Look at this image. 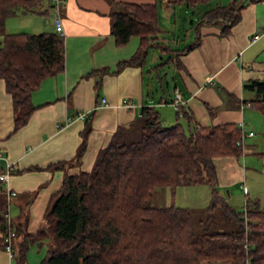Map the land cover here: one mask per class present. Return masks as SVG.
Here are the masks:
<instances>
[{"label": "trees", "instance_id": "16d2710c", "mask_svg": "<svg viewBox=\"0 0 264 264\" xmlns=\"http://www.w3.org/2000/svg\"><path fill=\"white\" fill-rule=\"evenodd\" d=\"M108 1L116 45H126L134 35L141 38L138 50L122 60L116 72L127 65L144 64L149 47L160 45L154 43L160 31L157 4ZM186 1L194 5L209 0ZM47 2L0 0V79L12 96L15 131L24 127L35 111L31 94L45 78L64 72L65 38L57 32L10 33L5 24L9 17L20 14H45ZM234 4L218 5L206 11L203 19L224 17L233 25L244 7L236 9ZM196 45L191 43L183 51ZM244 87L257 92L250 104L264 114V80L250 81ZM177 117L176 124H165L154 107H145L139 117V133L117 135L99 153L91 171L66 175L47 206L44 225L25 235L19 264H26L28 245L42 238H49L50 247L39 264H264V210L260 201L247 197L245 210L238 212L217 189L214 158L243 154L242 145L237 144L243 134L241 127L192 128L193 118L184 106ZM84 147L85 143L77 162ZM199 183L212 185L208 210L214 211L216 201H221L224 214L237 224L235 230L195 232L191 208L151 204L157 187L176 192L183 185ZM6 220L1 215L0 228Z\"/></svg>", "mask_w": 264, "mask_h": 264}, {"label": "crops", "instance_id": "0c3cea01", "mask_svg": "<svg viewBox=\"0 0 264 264\" xmlns=\"http://www.w3.org/2000/svg\"><path fill=\"white\" fill-rule=\"evenodd\" d=\"M116 1L156 3L160 30L154 36V43L159 42L160 45L149 47L144 64L127 65L119 72H116L119 63L135 54L141 38L134 35L126 45H116L115 36L111 33L112 8L108 0H61L58 9L53 0H48L45 14H21L34 16L33 25L29 28L34 32H56L54 16L59 10L65 29L66 68L62 73L45 78L31 94L35 111L24 127L17 131L14 130L12 96L7 93L4 80L0 79V174L8 169L10 163L15 167L8 180L0 184L1 215L11 220L14 229L13 254L4 247L0 248V264H13L15 258L19 264L18 256L26 240L25 235L36 233L44 225V213L54 192L63 185L65 176L91 171L99 153L117 135L140 132L139 117L145 107H154L165 124H176L179 121L178 110L172 105L176 90L181 92L184 108L193 118L192 128L237 124L246 133L254 132L247 140L256 137L258 130L253 126L258 120L264 123V114L250 104L257 97V92L244 87L250 81L264 80V14L262 17L259 15L262 3L257 5L264 0H251L247 9L240 10L239 20L233 25L224 17L218 20L202 18L196 25L193 21L196 37L191 43L197 45L190 51L183 50L191 43L178 45L180 38L173 42L175 50L170 47L171 41L169 45L160 42L169 32L160 20L161 6L167 12L166 16L172 15L165 4L168 0ZM50 16L54 24L48 23ZM7 32L11 33L8 29ZM255 35L260 38L253 41ZM155 49L173 52V57L170 56L166 63H172L175 82L172 90L168 86L169 94L163 91L161 97L158 86L164 79L158 75L160 69L157 67L165 62L156 66L153 60L147 62L149 53ZM158 58L157 53L153 54L156 62ZM148 64L150 69L146 71ZM147 78H150V83L146 84ZM102 99L106 100L104 104ZM80 113L84 117L79 118ZM185 122L187 126V120ZM245 141L241 156L249 151ZM83 143L84 151L77 162ZM214 160L217 186L224 188L241 180L240 188L250 197L251 191L245 185L247 173L240 165L241 157L223 156ZM262 183L264 180H257L258 193L263 191V187L258 186ZM217 189L219 192L222 190ZM11 191L14 194L9 195ZM256 199L261 200L259 197ZM49 243V238L30 243L26 264H31L28 259L32 252L45 257Z\"/></svg>", "mask_w": 264, "mask_h": 264}, {"label": "rangeland", "instance_id": "374dc122", "mask_svg": "<svg viewBox=\"0 0 264 264\" xmlns=\"http://www.w3.org/2000/svg\"><path fill=\"white\" fill-rule=\"evenodd\" d=\"M236 2L237 6L241 4V6H244L242 10L247 9V7L250 5L251 0H209L204 3L195 4L194 6L189 5L186 0H180L176 1L173 0V2H165L171 9L172 15L166 16L167 12H165V9L163 7H160V14H161V23H163V27L167 28L169 32L167 35H165L163 41H160L161 43L165 42L169 45V41H171L170 47L174 50L176 49V44H174V41H180L177 42L178 45H184L185 43L188 45L191 43L193 39L196 37V33L194 30L195 25L202 20L204 13L210 9H213L217 7L218 5H224L229 6ZM160 2V0H159ZM254 3V2H253ZM262 3V4H260ZM260 4V6H259ZM235 5V4H234ZM257 5L259 6V15L262 17L264 14V1L257 2ZM237 12V11H236ZM34 16H20L17 17H9L7 20V29L8 31H11V33H21V32H28L35 34L36 32L33 31V29H29L32 27V21ZM52 16L48 17V23L51 21L53 24ZM195 25H193V22ZM13 23V24H11ZM11 24V25H10ZM55 26V25H54ZM15 27V29H13ZM20 28H23L20 30ZM28 28V29H27ZM36 30V29H35ZM38 31V30H36ZM167 40V41H166ZM186 42H185V41ZM157 53L158 55V62H156V59H153V54ZM173 56V52H162L159 49H155L149 53V61L153 60V65H158L160 63H163V66L157 67L158 68V75L164 79L161 84L163 89L160 88V85L158 86V90L160 91L159 97L163 96V91L168 93V86L172 90L174 85V76L172 73L174 72V68L172 67V63H166L167 59L169 57ZM264 57V55H263ZM158 63V64H157ZM146 71L150 69V66L145 67ZM163 68V69H162ZM154 77H156V72L153 69ZM167 76V77H166ZM149 79V80H148ZM150 83V78H147L146 84ZM262 121L258 120L257 125L253 126L256 128V131L258 132L256 134V137H253L251 139H247L245 141L246 145H248V152L245 156H240V165L244 167L246 174L245 179V185L248 186L250 189V199H256L259 197L260 206L264 210V183L259 184L258 186L263 187V191L261 193H258V187H257V180H264V155L262 157H259L258 155L254 154L256 152L264 154V129H263ZM262 126V127H261ZM136 139V138H131ZM246 149V150H247ZM218 158V157H217ZM215 159V158H214ZM241 180H238L232 184H229L227 186H217L219 188H222L221 190V197L223 200L227 201L230 205H232L236 211H243L246 208V200L248 195H245L242 188H240ZM256 197V198H255ZM213 200V189L212 185L210 184H204L199 183L195 184V186L190 185H183L176 189V192L171 190L169 187H157L154 189L153 197L151 200V204L154 206L159 207H166L168 205H177V206H184L189 207L193 211V217L195 218L194 222V230L195 232H205V231H232L237 228V224L233 218H230L224 214V211L222 209L223 203L221 201H216L217 208L212 211L208 210L211 202ZM13 223L15 221V216H12ZM247 220V216H246ZM15 227V223H14ZM14 230V229H13ZM0 248H5V238L3 230H0ZM3 233V234H2ZM4 238V243H3ZM15 239V238H14ZM2 241V243H1ZM16 244V243H15ZM50 247V243L47 245V250ZM246 250H250V245L246 242ZM37 254V253H36ZM34 252L31 253L28 261L31 264H39V262L42 260V257L39 255H36ZM46 255V254H45ZM20 256V255H19ZM18 256V257H19ZM17 258L13 260V264L16 263ZM218 264H225V263H218ZM228 264V263H226Z\"/></svg>", "mask_w": 264, "mask_h": 264}, {"label": "built area", "instance_id": "2783aa9c", "mask_svg": "<svg viewBox=\"0 0 264 264\" xmlns=\"http://www.w3.org/2000/svg\"><path fill=\"white\" fill-rule=\"evenodd\" d=\"M61 0H53V3L56 5H59ZM58 9V7H57ZM54 22L56 24V32L61 36L64 37L65 36V29H64V23H62V19L60 17V13L59 10L55 13L54 16ZM260 36L259 35H255L254 38L252 39L253 41L259 39ZM104 102H106L105 99H102L101 103L104 104ZM172 105H174L176 107L177 110H179L182 106H184V100L182 99V94L180 91L176 90L175 93V98L172 101ZM80 117H84L83 113H80L79 115ZM252 135H254L253 131H250V133H246L245 131H243L242 137L240 140L237 141L238 145H242L244 141L246 140L247 137H251ZM8 169L5 172H2L0 174V181L2 182H6L8 180V178L10 177L11 173L14 171L15 167L14 164L10 163L8 164ZM9 195L14 194L12 191L8 192ZM6 225H7V232L4 236L5 238V247L8 250V252H10L11 254H13V248H12V240H13V235L14 232L12 230V223L10 219L6 220Z\"/></svg>", "mask_w": 264, "mask_h": 264}, {"label": "water", "instance_id": "95a60500", "mask_svg": "<svg viewBox=\"0 0 264 264\" xmlns=\"http://www.w3.org/2000/svg\"><path fill=\"white\" fill-rule=\"evenodd\" d=\"M0 218H1V210H0ZM2 228L4 229L5 228V224L2 222Z\"/></svg>", "mask_w": 264, "mask_h": 264}]
</instances>
